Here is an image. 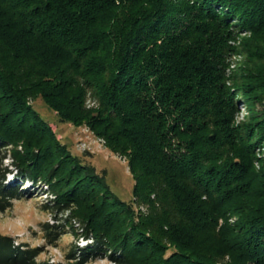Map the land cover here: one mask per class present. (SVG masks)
I'll return each mask as SVG.
<instances>
[{
  "label": "trees",
  "instance_id": "trees-1",
  "mask_svg": "<svg viewBox=\"0 0 264 264\" xmlns=\"http://www.w3.org/2000/svg\"><path fill=\"white\" fill-rule=\"evenodd\" d=\"M232 55L251 66L229 76ZM239 92L264 100V0H0V211L45 183L47 210L90 241L52 262L0 233V264H264V109L236 124ZM38 97L127 159L148 214L72 154ZM61 225H44L49 245Z\"/></svg>",
  "mask_w": 264,
  "mask_h": 264
},
{
  "label": "rangeland",
  "instance_id": "rangeland-1",
  "mask_svg": "<svg viewBox=\"0 0 264 264\" xmlns=\"http://www.w3.org/2000/svg\"><path fill=\"white\" fill-rule=\"evenodd\" d=\"M249 35L250 33H240L238 39L242 41V38ZM228 62L229 67L227 71L229 76L235 74L238 69L240 72V69L244 68L247 64L251 66V63L246 62L244 55H232L229 57ZM227 84L234 86L233 80L228 81ZM238 94L239 99L236 102L237 112L235 115L236 124L247 120L249 109L254 107V105H256V111L264 109V100L262 103H256L254 100L250 102L248 95H244L242 92ZM29 101L42 118L50 123L57 138L66 144L72 154L76 155L83 163L94 166L97 173L104 175L111 190L121 200L133 203L136 211L142 215L149 213L148 204L141 203L138 205L135 201L133 194L135 181L125 157L112 152L106 146L105 140L97 136L87 125H75L71 122L62 121L58 113L43 98H30ZM87 103L89 107L96 106V102L92 97L87 99ZM22 143L20 142L18 146L14 144L7 145L8 153L14 148L23 151L24 147ZM263 146L259 145V148L255 149L257 158L264 157ZM3 163L4 165L8 164L10 168L14 169L12 156L8 155L3 160ZM255 167L261 169L263 167L261 161L256 160ZM14 173L15 171L8 174L7 183L12 184L14 178H17ZM22 185L23 194L13 200L11 208L0 211V233L13 236L16 244L27 243L31 246H44V251L39 256V259L55 258V262L63 260L65 253L76 242L80 246H86L87 242H90L84 239L81 234L82 224L77 218H73L72 224H70L65 217L66 215L64 217H55L56 213L47 210L45 204L49 203L52 193L46 191L47 185L45 183H38L42 187V191L41 187H38V185L33 184L31 181H26ZM23 189L30 192L26 193ZM47 222L51 224H64L61 226L65 228L66 232L61 235L56 246L49 245L46 241L43 228ZM72 230H75L79 234L75 235ZM109 261L108 258H101L91 264H111Z\"/></svg>",
  "mask_w": 264,
  "mask_h": 264
},
{
  "label": "built area",
  "instance_id": "built-area-1",
  "mask_svg": "<svg viewBox=\"0 0 264 264\" xmlns=\"http://www.w3.org/2000/svg\"><path fill=\"white\" fill-rule=\"evenodd\" d=\"M88 243V242H87ZM82 245V244H81ZM52 262H55V258L50 259ZM111 264H115V262L109 261Z\"/></svg>",
  "mask_w": 264,
  "mask_h": 264
}]
</instances>
